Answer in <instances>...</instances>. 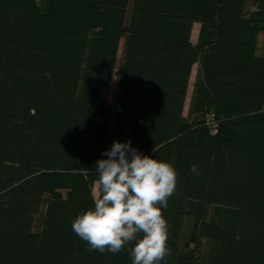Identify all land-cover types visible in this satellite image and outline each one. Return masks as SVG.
Wrapping results in <instances>:
<instances>
[{
	"label": "trees",
	"instance_id": "1",
	"mask_svg": "<svg viewBox=\"0 0 264 264\" xmlns=\"http://www.w3.org/2000/svg\"><path fill=\"white\" fill-rule=\"evenodd\" d=\"M114 141L178 172L159 264H264V0H0V264H132L72 229Z\"/></svg>",
	"mask_w": 264,
	"mask_h": 264
},
{
	"label": "clouds",
	"instance_id": "2",
	"mask_svg": "<svg viewBox=\"0 0 264 264\" xmlns=\"http://www.w3.org/2000/svg\"><path fill=\"white\" fill-rule=\"evenodd\" d=\"M103 155L107 158L95 167L94 208L75 218L73 231L101 253L117 254L135 242L129 250L132 264H159L171 252L161 207L174 194L178 172L166 161L142 155L131 141H114ZM191 171L197 173L195 165Z\"/></svg>",
	"mask_w": 264,
	"mask_h": 264
},
{
	"label": "rangeland",
	"instance_id": "3",
	"mask_svg": "<svg viewBox=\"0 0 264 264\" xmlns=\"http://www.w3.org/2000/svg\"><path fill=\"white\" fill-rule=\"evenodd\" d=\"M198 29H199V24H194L193 27H192V35H191V41L193 43L196 42ZM262 41H263V38L260 35L259 38H258V49H257V54L258 55H260L261 54V51H262L261 50ZM121 49H122V42L119 45V50H118V54H117V60H116L115 68L118 65V61H119V58H120ZM196 70H197V66L195 65V66H193V69H192L191 78H190V84H192L193 81H194V77H195ZM114 82H115V78H112L111 89H110V92H109V99L111 97V94H112V91H113V88H114ZM190 91H191V86L189 88V91H188V94H187V99H186V102H185V107H184V110H183V114L184 115H186V113H187V107H188V102H189V97H190ZM93 194L96 195V185L93 188Z\"/></svg>",
	"mask_w": 264,
	"mask_h": 264
}]
</instances>
